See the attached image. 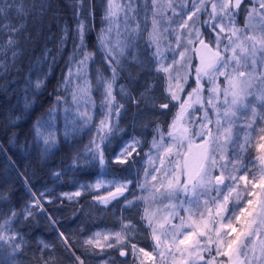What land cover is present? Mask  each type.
<instances>
[{
  "label": "snow or ice",
  "instance_id": "1",
  "mask_svg": "<svg viewBox=\"0 0 264 264\" xmlns=\"http://www.w3.org/2000/svg\"><path fill=\"white\" fill-rule=\"evenodd\" d=\"M134 3L135 0H128L126 4L108 0L104 19L110 26L101 29L98 43L104 50L109 65H119L120 61L115 59L113 53L118 52L123 56L125 50L134 47L140 38L142 29L139 23L134 28L128 27L129 20L136 19L133 14L138 9L133 7ZM189 3L191 11L187 10ZM244 3L245 0H185L181 11L177 12L173 0H169L165 11L171 10L172 17L165 21L168 27L162 31L161 21L157 17L164 13L159 11V0H151L152 29L148 34L147 43L155 49L151 53V59L156 62L155 72L164 74V99L167 102L156 103L157 97L151 94L154 87L151 83L140 93L139 100L152 109L177 110L166 133L157 125L158 138L153 137L151 148L145 153L147 167L144 169L142 180L118 179L109 171L110 166L115 165L125 166L119 170L130 172L131 168L128 166L138 163V148L142 142L133 137L115 151L111 158L106 157L105 149L111 143V137L116 131H123L118 128V119L124 105L120 104L113 94L117 69L112 68L110 79L102 75L97 76V86L103 88L100 106L104 110L103 118L95 124V135L85 145L84 152L74 157L73 165L79 162L80 155H84L85 165H99L101 178L94 184H82L80 187L112 189L107 195L94 197V201L105 208L113 201L119 203L121 197L124 198L122 211L135 207L138 202H144L146 206L140 220L150 229L154 243L152 252L131 243L138 232L137 226L132 220L121 216L118 231H98L83 240L86 252H95L98 249L97 254H103L106 249L115 248L119 249L122 257L130 252L138 264H146V261L157 264V258L159 264H264V126L256 127L257 120L264 125V116L259 115L257 109L252 107L248 121L243 126L236 124L237 113L242 109H249V97L254 96L264 107V71L257 73L258 61L264 63V0H249L252 7L245 8L246 24L240 28L236 26V16ZM148 6L145 0V11ZM75 7L80 11L75 13L77 23L73 30V52L68 58L67 75L60 87L65 93L71 94V102L75 106L71 121L74 130L91 131L93 116L90 109L94 107V102L88 73L89 62H94V53L87 50L86 37L91 31L87 21L92 12L85 0H77ZM13 12L19 23L13 24L9 19V14ZM118 12L125 13L127 37L125 40L118 38L113 43L108 34L112 31L111 24ZM185 12L186 18L179 21L174 19L183 16ZM201 13H206L208 19L201 22ZM29 14L30 9L25 0H0V21H9L0 22V56H3L6 50H12L11 59L15 61L19 55V36L26 32ZM200 23L206 25L209 30L207 41L197 26ZM257 29L261 33L259 36L252 34ZM67 32L65 27L61 44L67 39ZM169 34L175 43L173 45L172 41H169L165 48L162 44ZM119 35L117 31V36ZM25 38L30 39L29 36ZM166 52L172 55L169 63H166ZM194 57L199 59L198 65L194 67L196 87L188 92L185 98L181 93L185 91L184 85L188 82ZM132 59L135 60L136 57L133 56ZM249 68L251 71H246ZM0 69L7 70L6 60L0 59ZM221 78L224 81L223 87L218 83ZM202 81L210 85L207 88V98L202 95L205 91ZM43 83L38 80L34 86L39 89ZM119 92L122 99H131L139 108V101L131 97L123 85L120 86ZM61 101L68 103L67 96L57 97V104ZM194 105H200L204 109L199 124L200 130L195 132L186 126L191 123L188 120L191 115L189 109L196 110ZM29 106L26 103L25 107ZM209 111L214 113V121L209 118ZM65 112L69 113L70 108H66ZM77 121L80 122L79 127H75ZM44 127L51 128L52 125L42 124L38 119L33 130L37 140H43L47 151L48 147L56 143V136L53 131L45 133ZM241 130L245 133L243 138L239 134ZM253 133L257 135L254 136ZM254 139L259 141L256 148L261 154L255 160L249 161L253 165L259 164L258 170L252 172L249 178L250 169L244 163V156ZM230 146L231 156L228 151ZM54 175L59 177L60 173ZM109 175L112 176L111 179L104 178ZM132 186L147 195L137 197L133 194V199H127L125 193L129 192ZM81 194V191H76L62 195L72 199ZM31 195L32 203L22 210L25 219L32 215L33 208L43 210L40 200L44 198L45 193H40L39 196L35 193ZM165 200L168 201L167 204L164 203ZM181 212L185 215H181ZM19 215L20 213L12 211L10 215L0 218V251L7 245L10 257L19 254L24 243L23 236L13 227ZM176 220L179 222L174 223ZM51 223L55 224V221ZM59 236L65 248L71 251L68 237L62 232ZM49 247L44 245V249ZM72 254L75 264H84V260L75 256V253ZM41 264L50 262L41 257Z\"/></svg>",
  "mask_w": 264,
  "mask_h": 264
},
{
  "label": "trees",
  "instance_id": "2",
  "mask_svg": "<svg viewBox=\"0 0 264 264\" xmlns=\"http://www.w3.org/2000/svg\"><path fill=\"white\" fill-rule=\"evenodd\" d=\"M177 1V0H176ZM182 4L185 0H179ZM119 4H123L118 1ZM175 2V0H173ZM77 0H25L26 6L30 9L27 17V29L19 36V55L13 62L11 59L12 50H6L0 59L6 60L7 70L0 69V218L10 215L12 211L20 213L13 227L24 239L22 250L15 257L8 255L7 245L0 251V264H41V257L48 260L50 264H75V256L84 260V264H138L131 255L122 257L119 249H106L103 254L86 252L83 240L98 231L120 229L119 217L124 216L136 224L138 232L134 235L131 243L144 248L145 251H153V241L150 231L144 221L140 220L145 207L144 202H138L135 207L128 210H121L124 198H119V203L113 201L109 206L100 205L94 201L98 195H106L112 189L103 188L98 191H81L79 197L67 199L61 197L59 193L69 192L78 188L82 183L101 178V169L98 164L83 163L84 155L79 156V162L73 165V159L77 154L84 152V147L95 135V124L102 119L101 102L103 99V88L97 86V76L102 75L110 79L112 68L117 69V79L113 86V94L117 101L124 105V109L118 119V128L123 131H116L111 137V143L105 149V155L111 158L115 151L133 137L141 140L138 148V163L130 165L131 171H120L125 166H110L109 171L118 179H140L144 172L143 156L149 147V139L156 136L157 125L160 128L172 121L171 111H161L158 108L149 111L153 117L149 120L139 118L140 112H145L148 107L140 101V93L145 90L148 84H153V92L162 94L164 92V74H157L154 67L151 53L154 47H149L148 34L152 29L151 25V0L148 3L147 11L144 4L142 10H138L133 15L136 19L129 20L128 27H136L139 23L141 31L140 38L135 42L138 49L144 52L136 53L137 49L131 47L125 50V54L120 56L114 52L115 59L120 61L119 65L106 62L104 50L98 43V36L101 29L109 28V22L104 19L108 0H85L86 5H90L92 16L88 19L91 31L88 32L86 43L87 50L94 53V62H89L88 78L93 87L91 97L94 107L90 109L93 116L91 131H75L71 123L72 113L75 106L71 102V94L65 93L60 87L63 78L68 71V58L73 52L74 28L77 23L75 13L80 11L75 4ZM139 0H135V8L138 7ZM247 3V0H245ZM244 3V4H245ZM33 5L35 7H33ZM188 11L191 4H188ZM210 10V7H209ZM187 13V12H185ZM183 14V16L185 15ZM147 16V23L145 17ZM170 16L165 12L161 23V30L168 27L165 22ZM9 19L13 24L19 23L15 13L9 14ZM8 23V20L0 21ZM67 27V39L61 44V37L65 35L64 29ZM112 31L108 34L109 40L113 43L119 38L125 40L127 30L124 16L118 12L111 24ZM117 31L120 35L117 36ZM209 30L204 28L203 33ZM29 36L30 39L25 37ZM78 43V41H77ZM140 45V46H139ZM111 46V45H109ZM15 50V49H13ZM135 56L136 59H132ZM140 57V58H139ZM79 59V56H77ZM155 65H154V64ZM197 61L192 60V67L188 76V82L184 85L186 94L193 86L194 67ZM99 70V71H97ZM42 80L41 88H35V82ZM31 81V83H29ZM79 83V81H77ZM123 85L126 92L131 97L139 101V108L131 99H122L119 92ZM139 91V94H136ZM181 93V94H183ZM157 94V95H158ZM159 94V95H160ZM156 97L158 98V96ZM67 96L68 103L61 101L57 104V97ZM155 96V95H154ZM163 97V94L161 95ZM29 104V107L25 105ZM157 104H160L156 100ZM70 108L66 113L65 109ZM196 110H191L187 126L193 131V118L197 119L198 106ZM83 110V108H81ZM40 119L42 124L50 123L51 128L44 127L45 133L53 131L56 136V143L45 151L43 140H37L33 126ZM113 122L117 121L113 118ZM77 121L75 127H79ZM146 127V128H145ZM146 130V131H145ZM67 133V135H66ZM149 135V139L146 138ZM231 156V146L229 147ZM253 152L250 149L244 158V163L248 165L250 171H257V164H250ZM137 170L139 175H137ZM54 173H60L57 177ZM111 179L109 175L104 177ZM32 193L39 196L45 193L40 200L43 210L33 208L32 215L25 219L23 209L32 203ZM133 194L137 197L142 195L140 189L135 186L130 187L125 193L127 199H133ZM55 221V224L51 223ZM64 233L71 244V251L65 248L59 233ZM43 242V243H41ZM50 247L44 249V245ZM146 264L150 262L146 261Z\"/></svg>",
  "mask_w": 264,
  "mask_h": 264
},
{
  "label": "rangeland",
  "instance_id": "3",
  "mask_svg": "<svg viewBox=\"0 0 264 264\" xmlns=\"http://www.w3.org/2000/svg\"><path fill=\"white\" fill-rule=\"evenodd\" d=\"M119 0H114V3H117V4H119V2H118ZM120 2L121 3H123V4H126L127 2H128V0H120ZM145 2V0H139V3H138V7H137V9L138 10H142V7H143V3ZM150 2V0H148V3ZM168 2H169V0H159V11L161 12V13H164V15H165V12L170 16V17H172V12H171V10H167V11H165V9L167 8V4H168ZM173 4H174V7L176 8V10H177V12H180L181 11V5H182V3L179 1V0H175V2H173ZM107 6H108V3H107ZM136 5L135 4H133V7H135ZM210 7V6H209ZM252 7V5L249 3V0H247V3H245L243 6H242V8L240 9V11H239V15L238 16H236V26L237 27H240V28H243L244 27V25L246 24V18H247V12L245 11V8H251ZM191 11V10H190ZM152 12H153V10L151 11V14H150V16H151V20H152ZM124 14L125 13H123L122 12V15L124 16ZM117 15H118V13H117ZM164 15H162V16H158L157 18L158 19H160V21H161V23H162V20L164 19ZM186 16H187V13H185V15L184 16H177V17H175L174 19L175 20H177V21H179V20H181L182 18H186ZM169 17L167 16L166 17V19H168ZM200 21L202 22V21H204V20H206V19H208V16H207V14L206 13H201L200 14ZM151 25H152V23H151ZM173 26H175V25H173ZM198 27H200V30L202 31L204 28H206L207 29V26L206 25H204L203 23H200V24H198L197 25ZM252 34H256V35H260L261 33H260V31L257 29V30H254L253 32H252ZM140 36H141V34H140ZM204 39L207 41L208 39H209V31L207 32V34H205L204 33ZM169 41H172V43H173V45H174V40H172V37H171V35L169 34L168 35V38L167 39H165L164 41H163V44H162V46L163 47H167V45H168V43H169ZM140 46V45H139ZM133 48H135V49H137L136 51V53H141V52H144V50H142L141 48H139L138 49V47H137V43L135 44V46L133 47ZM155 50V49H154ZM153 50V51H154ZM166 56H167V60H166V63H169V62H171V60H172V55L170 54V53H168V52H166ZM140 58V57H139ZM150 59H151V57H150ZM195 59H196V61H197V63H196V65H198V63H199V59H198V57H195ZM153 62L156 64V62L153 60ZM153 63V64H154ZM154 64V65H155ZM195 65V66H196ZM156 67V66H155ZM155 67H154V69H155ZM181 71H184L183 69H181ZM246 71H251V69L249 68V69H246ZM259 71H264V63H261L260 61H258V64H257V73H259ZM189 73H190V70H189ZM193 76H194V80L193 81H191V85L193 84V86H192V88L188 91V92H191L192 91V89L193 88H195L196 87V82H195V73L193 74ZM205 81H206V78H205ZM205 81H202V83H204V88H205V91L202 93V95H203V97L204 98H207V96H208V93H207V88L208 87H210V85H208ZM218 83H220V85H221V87H223L224 86V81H223V78H221L219 81H218ZM163 87H164V85H163ZM164 89V88H163ZM141 89H139L138 90V92L136 93V94H139V91H140ZM187 92V93H188ZM185 93V92H184ZM181 94L182 96H184L185 98H186V96H187V93L186 94ZM152 95H157L158 93L156 92V90H154V92L152 91V93H151ZM159 94H160V92H159ZM157 95L158 96V98H157V101H159V103H165V102H167L165 99H164V92L162 93L163 94V97L161 96L162 94H160V95ZM257 94H259V90L257 89ZM247 103L249 104V109L246 111V110H241V111H239L238 113H237V116H238V119L236 120V124L237 125H240V126H243L247 121H248V119L251 117V111H250V109L252 108V107H255L256 109H257V112H258V114L259 115H261V116H264V107H262L261 106V104H260V102L259 101H257L256 99H255V97L253 96V97H249L248 98V100H247ZM198 106V113H197V119L196 120H194V118H193V131L195 132V131H199L200 129H199V124H200V122H201V120H202V118H203V114H204V109L203 108H201V106L200 105H197ZM194 107H195V105H194ZM177 110V109H176ZM176 110L172 113V114H174L175 112H176ZM192 109H189V112L191 111ZM192 115V114H191ZM142 116H143V118L145 119V120H149V118H151V117H153V114L149 111V107L147 108V110L145 111V112H140V115H139V118L141 119L142 118ZM209 118L210 119H212L213 121L215 120V115H214V113L213 112H211V111H209ZM171 123V121L169 122V123H166V125L162 128L161 127V130L163 131V132H167L168 131V125ZM187 126V125H186ZM211 126V125H210ZM261 126H264V125H262L261 124V122L259 121V120H257V124H256V127L257 128H259V127H261ZM146 128V127H145ZM146 131V130H145ZM240 137L241 138H243V136H244V131L243 130H241L240 131ZM253 135L255 136V135H257V133H253ZM146 136V138H148L149 139V135L148 134H146L145 135ZM156 137L158 138V136H157V133H156ZM152 141H153V136H151V139H149V147L147 148V151L145 152V153H147L148 151H149V149L151 148V144H152ZM241 142H242V139H241ZM257 143H259V141L258 140H256V139H254L253 141H252V144L248 147V151L250 150V149H252V152H253V155H252V157L250 156L249 158L251 159V160H255V158L258 156V155H260L261 153H259L258 151H257V148H256V144ZM247 151V152H248ZM231 154H232V151H231ZM246 155H247V153H246ZM246 155L244 156V158L246 157ZM143 162H144V169H145V167H147V156L144 154V156H143ZM257 167L259 168V164L257 163ZM143 174H144V172L141 174V180L143 179ZM240 174H243V173H240ZM249 178H251V176H249ZM97 180H93V181H89V182H85V183H82L83 185H88V184H94L95 182H96ZM81 184V185H82ZM103 189V188H102ZM139 189V188H138ZM84 190H88V191H98V190H95V189H81V187L79 186L78 188H76L75 190H73V191H69V192H61V193H59V195L61 196V197H65V198H67V196H64V195H62L63 193H68V194H72V193H75L76 191H84ZM99 190H101V189H99ZM106 195H107V193H106ZM142 195H147V193H143L142 192ZM73 198H75V197H73ZM68 199V198H67ZM164 203L165 204H167L168 203V201H164ZM145 205V204H144ZM146 206V205H145ZM159 205H153V207H158ZM241 206H243V205H241ZM181 215H185L183 212H181ZM174 223H178L179 221L178 220H176V221H173ZM149 231H150V229H149ZM147 252H152V251H147ZM154 255H155V253H154ZM157 264H159V258H157Z\"/></svg>",
  "mask_w": 264,
  "mask_h": 264
}]
</instances>
